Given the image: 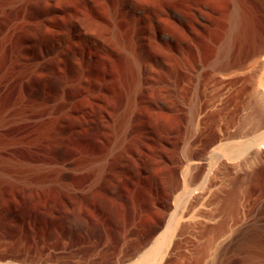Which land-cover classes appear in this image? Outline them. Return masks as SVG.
Masks as SVG:
<instances>
[{"label": "bare ground", "instance_id": "6f19581e", "mask_svg": "<svg viewBox=\"0 0 264 264\" xmlns=\"http://www.w3.org/2000/svg\"><path fill=\"white\" fill-rule=\"evenodd\" d=\"M0 136V186H45L29 165L46 147L63 168H95L81 191L30 208L65 252L89 236L64 208L147 180L159 228L112 251L102 238L87 264H208L214 243L220 264H264V0H0ZM151 155L171 173L160 182ZM35 241L40 263L51 250Z\"/></svg>", "mask_w": 264, "mask_h": 264}, {"label": "rangeland", "instance_id": "374dc122", "mask_svg": "<svg viewBox=\"0 0 264 264\" xmlns=\"http://www.w3.org/2000/svg\"><path fill=\"white\" fill-rule=\"evenodd\" d=\"M155 118L156 117H153L154 120H151V122H154L152 123L154 128L157 127V118L156 122ZM157 128L155 129L157 130ZM54 136L56 135L54 134ZM1 139L2 138L0 136V141ZM70 139V146L66 149L67 151L70 150L72 143L75 142L76 144V139L74 136L70 137ZM215 147H217V145L214 146V148ZM45 150V157L37 156L35 162H32L29 167L31 166L32 168L36 169V166L37 168L42 166L41 168L45 169L43 172L46 173L48 177V183L45 185L46 187H41L38 190L39 192L30 190L22 192V190H18L17 186H0V264H38L40 259H37L34 255L35 253L32 252L34 251L32 248L34 244L32 243H34L35 240L38 247L46 245L43 248L46 247V249L51 250L50 254L42 258L40 263L43 262L44 264H49L51 262L52 264H61L62 262V264H87L96 259V253L92 250L101 242H107L110 251H112L111 249L123 242L127 231L131 230L130 232H132L134 235V241L139 242L153 234L151 232H154L157 228H159L158 226L161 225L164 218V212L160 205H158L159 202H156V200L150 195L149 185H146L147 180L138 181L133 177L132 174L129 176H121L119 178V184L117 188L114 187V189L109 191L92 190L90 192L87 204L79 200L76 206L73 208H66V210L65 208L63 209V212H65L64 216L66 225L78 232H84L89 236L87 242H79L80 244L76 242L74 243L75 245H72L73 247L71 249L66 250L65 252L63 249L69 247V241H67V239L63 236L59 237V235H61L59 233L50 235L48 234L49 232L47 233V229L44 227H34L33 220L30 215L31 210L36 206L44 205L48 201L53 203L58 201L59 194L57 193H59V189H73L76 191H81L84 184L87 183L88 180L92 181L94 179V173L96 170L91 166L88 167L86 171L81 170L79 168V161H77L75 165L67 167L68 169L63 168L60 166V164H58L60 159L58 153H56V151L51 147H46ZM146 159L147 162H144L143 169H146L145 171L152 181L160 182L163 180V177L169 176V174H171L167 168L160 164V161L156 159L154 155H151ZM0 161V165L2 163L5 164L6 161L3 160L1 151ZM65 170L68 175H65ZM257 174L259 175L254 174L252 180L255 184L260 185L262 183L261 181L263 180V177L260 175L261 173L258 172ZM226 179L224 181V188L228 190V182H230L231 176H227ZM10 201H12L13 204ZM12 210L16 213L14 214ZM15 217L18 219L16 220ZM141 231L144 232L141 233ZM102 238L105 239L103 240ZM98 240L99 242H96ZM213 248L214 249H212L210 257L208 258V264H220L218 256L219 247H217V243H214ZM226 264H236V260L233 258L229 259L226 261Z\"/></svg>", "mask_w": 264, "mask_h": 264}]
</instances>
